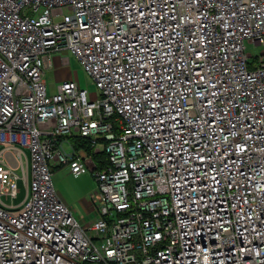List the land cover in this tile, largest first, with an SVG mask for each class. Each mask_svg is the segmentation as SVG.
Instances as JSON below:
<instances>
[{"label": "built area", "instance_id": "1", "mask_svg": "<svg viewBox=\"0 0 264 264\" xmlns=\"http://www.w3.org/2000/svg\"><path fill=\"white\" fill-rule=\"evenodd\" d=\"M0 264H264V0H0Z\"/></svg>", "mask_w": 264, "mask_h": 264}, {"label": "rangeland", "instance_id": "2", "mask_svg": "<svg viewBox=\"0 0 264 264\" xmlns=\"http://www.w3.org/2000/svg\"><path fill=\"white\" fill-rule=\"evenodd\" d=\"M262 49L261 44L245 41V51L250 54L248 57L250 63L260 55ZM62 56L66 58L64 64L60 62V57ZM52 57V65L44 73L48 92L54 93L57 85L66 78L76 81L82 89H85L89 99L99 98L100 91L95 82L83 70L78 60L71 53L63 52L53 54ZM51 179L54 189L62 201L74 210L75 215L80 216L84 205L92 199L91 193L96 187V182L92 174L87 171L76 178L70 174L68 166H62L58 169H51ZM17 186V197L12 201L11 199H5L3 197L4 202L10 205L21 203L25 197L26 188L21 180L18 181Z\"/></svg>", "mask_w": 264, "mask_h": 264}, {"label": "crops", "instance_id": "3", "mask_svg": "<svg viewBox=\"0 0 264 264\" xmlns=\"http://www.w3.org/2000/svg\"><path fill=\"white\" fill-rule=\"evenodd\" d=\"M57 59H59V57H57ZM60 62H61V59H60ZM58 168H61V167H52V169H58ZM87 171H85V172H87ZM92 203H93L92 199L89 200V202L86 205H84V208H83L80 216L78 215L80 222H82L83 224H87L89 222V220L93 217V214H92Z\"/></svg>", "mask_w": 264, "mask_h": 264}, {"label": "trees", "instance_id": "4", "mask_svg": "<svg viewBox=\"0 0 264 264\" xmlns=\"http://www.w3.org/2000/svg\"><path fill=\"white\" fill-rule=\"evenodd\" d=\"M75 142H77V147H85L88 150L89 155H91L95 160H99L100 155L99 154H94L92 150L88 146V140L84 138H76Z\"/></svg>", "mask_w": 264, "mask_h": 264}]
</instances>
